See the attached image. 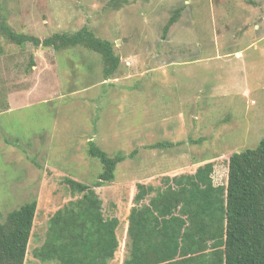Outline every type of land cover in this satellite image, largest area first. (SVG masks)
I'll use <instances>...</instances> for the list:
<instances>
[{"label":"rangeland","instance_id":"rangeland-1","mask_svg":"<svg viewBox=\"0 0 264 264\" xmlns=\"http://www.w3.org/2000/svg\"><path fill=\"white\" fill-rule=\"evenodd\" d=\"M0 21L40 39L87 27L121 58L105 80L84 47L0 37V224L37 204L25 264L99 261L93 199L65 179L118 221L110 264H129L144 212L155 243L181 231L166 264L185 249L221 256L229 160L264 139V0H0ZM89 142L121 157L112 183L94 187L103 166Z\"/></svg>","mask_w":264,"mask_h":264},{"label":"trees","instance_id":"trees-1","mask_svg":"<svg viewBox=\"0 0 264 264\" xmlns=\"http://www.w3.org/2000/svg\"><path fill=\"white\" fill-rule=\"evenodd\" d=\"M179 13L178 10L166 25L164 35L176 22ZM3 36L19 47L32 44L36 48H52L56 52L84 47L101 56L105 80L116 75L121 66V58L116 55L114 44L97 37L87 27L76 33H57L40 39L16 33L4 21H0V37ZM30 66H35L33 58ZM89 154L99 160L103 166V172L94 187L98 188L112 183L115 180L117 164L121 161V157L108 156L93 142H89ZM65 183L72 190L80 193L86 192L92 197L94 202L93 241L98 248L99 258L97 264H110L118 246V221H112L105 217L103 202L91 187L72 179H65ZM165 199H169V196ZM224 202L222 255L217 259H211L196 249H194V254L188 255L187 249H185V251H181V258L174 264H194L198 262V259L203 264H264V139L257 148L231 156ZM213 206L214 203L208 201L205 209L211 210ZM36 210L35 202L26 204L12 213L5 223L0 224V264H25ZM154 224L157 225L156 221L154 222L150 213L146 212L134 222L137 235L133 237L134 253L129 257V264H145V262L166 264L165 259L174 258L175 253L181 249L178 241V235L181 232L179 230H173L172 233L165 231L169 235L157 243L154 238L150 239L149 234ZM202 243L199 240L195 244L203 250ZM163 247L168 248V252ZM150 249L159 254L164 252L166 256L161 259L151 258L148 253Z\"/></svg>","mask_w":264,"mask_h":264},{"label":"built area","instance_id":"built-area-1","mask_svg":"<svg viewBox=\"0 0 264 264\" xmlns=\"http://www.w3.org/2000/svg\"><path fill=\"white\" fill-rule=\"evenodd\" d=\"M128 65H130V63H128Z\"/></svg>","mask_w":264,"mask_h":264}]
</instances>
